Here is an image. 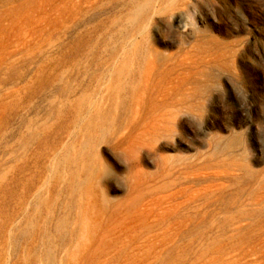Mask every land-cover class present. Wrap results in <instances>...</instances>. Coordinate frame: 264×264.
Here are the masks:
<instances>
[{"label": "rangeland", "instance_id": "1", "mask_svg": "<svg viewBox=\"0 0 264 264\" xmlns=\"http://www.w3.org/2000/svg\"><path fill=\"white\" fill-rule=\"evenodd\" d=\"M0 264H264V0H0Z\"/></svg>", "mask_w": 264, "mask_h": 264}]
</instances>
